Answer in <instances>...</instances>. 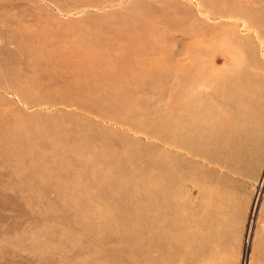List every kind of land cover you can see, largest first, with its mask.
Listing matches in <instances>:
<instances>
[{
    "label": "rangeland",
    "instance_id": "obj_1",
    "mask_svg": "<svg viewBox=\"0 0 264 264\" xmlns=\"http://www.w3.org/2000/svg\"><path fill=\"white\" fill-rule=\"evenodd\" d=\"M0 264H264V0H0Z\"/></svg>",
    "mask_w": 264,
    "mask_h": 264
},
{
    "label": "bare ground",
    "instance_id": "obj_2",
    "mask_svg": "<svg viewBox=\"0 0 264 264\" xmlns=\"http://www.w3.org/2000/svg\"><path fill=\"white\" fill-rule=\"evenodd\" d=\"M218 18H219V17H218ZM220 18H221V16H220ZM243 26H244V25H243ZM244 27H245V26H244ZM39 37H40V36H39ZM40 38H41V37H40ZM38 39H39V38H38ZM111 42H112V41H111ZM117 42H118V41H117ZM119 42H120V41H119ZM113 44H114V43H113ZM53 47H54V46H53ZM111 48H112V47H111ZM120 48H121V47H120ZM128 48H129V47H128ZM56 50H57V49H56ZM88 50H89V49H88ZM120 50H121V49H120ZM97 51H98V50H97ZM78 52H79V51H78ZM92 52H93V51H92ZM109 52H110V51H109ZM127 52H128V51H127ZM98 53H99V52H98ZM122 54H123V53H122ZM126 54H127V53H126ZM88 55L90 56V54H88ZM93 55H94V54H93ZM93 55H91L92 58H94ZM95 55H96V54H95ZM133 55H134V54H133ZM78 57H79V58L76 57L75 59L72 58L73 60H72V59L70 60L71 62L68 63V66H69V68H73V69L76 70L77 75L79 74V75H78V76H79V79H80V76H81L82 79L84 78V79L87 80V77L91 78V77H90V74H89V76H87V74H88V71L92 69V68L88 67V66H91V67H92V65L89 64V63L91 62L92 59L90 60V62L88 61L89 63L85 62V59H87L88 56L84 55L83 52H80V53L78 54ZM103 57H104V56H103ZM135 57H136V56H135ZM96 58H97V57H96ZM128 58H129V57H128ZM76 59H77V60H76ZM79 59H81L80 61L83 60V62H80ZM88 59H90V58H88ZM123 59H124V58H123ZM62 60H63V59H62ZM100 61H101V60H100ZM100 61H99V62H100ZM64 62H65V61H64ZM64 62L62 61L61 63H64ZM92 62H93V61H92ZM92 62H91V63H92ZM128 63H129V62H128ZM94 66H95V65H94ZM71 71H72V70H71ZM73 71H74V70H73ZM140 71H141V70H140ZM148 71H149V70H148ZM81 72H82V73H81ZM89 72H90V71H89ZM119 72H120V71H119ZM138 72H139V71H138ZM109 74H110V73H109ZM140 74H141V73H140ZM120 76H121V75H120ZM66 77H67V76H66ZM70 77H71V76H70ZM73 77H75V76H73ZM76 77H77V76H76ZM76 77H75L73 80H68L69 83L75 82V79L78 78V77H77V78H76ZM118 77H119V76H118ZM125 77H126V76H125ZM92 78H93V77H92ZM104 78H105V77H104ZM123 78H124V77H123ZM61 79H62V78H61ZM67 79H68V78H67ZM124 79H125V78H124ZM101 80H102V79H101ZM65 81H66V80H65ZM80 81H81V80H80ZM133 82H134V81H133ZM60 83H61V82H60ZM66 83H67V82H66ZM69 83H68L67 85H66V84H64V85H66V87L68 88V85H70ZM98 84H101V82H99ZM72 85H73V84H72ZM72 85H70V86H72ZM86 85H88V84H86ZM102 85H103V84H102ZM204 85H205V86H208L207 88H210V89L213 90V88H214L213 86L216 85V84H214V81H213V82H211V83H204ZM87 87H88V86H87ZM87 87H86V88H87ZM92 87H93V86H92ZM92 87H89V88L91 89ZM101 87H102V86H101ZM71 88H72V87H71ZM82 88H83V87H82ZM89 88H88V89H89ZM99 88H100V87H99ZM94 89H95V88H94ZM96 89H97V88H96ZM96 89H95V90H96ZM91 90H93V89H91ZM108 99H109V98H108ZM108 99H107V100H108ZM42 100H43V99H42ZM114 103H115V102H114ZM114 103H113V104H114ZM108 107H109V106H108ZM108 107H107V108H108ZM116 108H117V107H116ZM106 111H107V110H106ZM108 111H110V110H108ZM110 114H111V113H110ZM187 116H188V115H187ZM112 119H113V118H112ZM112 119H111V120H112ZM120 121H121V120H120ZM124 122H125V121H124ZM130 122H131V121H130ZM149 128H150V127H149ZM132 129H133V128H132ZM178 129H179V128H178ZM146 130H147V129H146ZM180 130H181V129H180ZM169 133H170V132H169ZM182 133H183V132H182ZM183 134H184V133H183ZM160 138H161V136H160ZM162 138H163V137H162ZM162 138H161L160 140H162ZM167 141H168V140H167ZM164 142H165V141H164ZM167 143H168V142H167ZM171 146H172V145H171ZM133 155L135 156V153H133ZM136 155H137V154H136ZM140 156H141V155H140ZM153 156H154V155H153ZM170 156H171V155H170ZM186 156H187V155H186ZM157 159H158V158H157ZM154 160H155V159H154L152 156L149 157V161H150V162H153ZM159 163H160V162H159ZM152 164H153V163H152ZM162 165H163V164H162ZM173 169H174V168H173ZM169 171H170V170H169ZM181 172H182V171H181Z\"/></svg>",
    "mask_w": 264,
    "mask_h": 264
}]
</instances>
